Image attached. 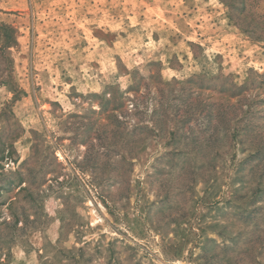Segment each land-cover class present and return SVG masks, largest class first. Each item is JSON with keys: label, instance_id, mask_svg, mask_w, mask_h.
I'll return each instance as SVG.
<instances>
[{"label": "rangeland", "instance_id": "rangeland-1", "mask_svg": "<svg viewBox=\"0 0 264 264\" xmlns=\"http://www.w3.org/2000/svg\"><path fill=\"white\" fill-rule=\"evenodd\" d=\"M0 264H264V0H0Z\"/></svg>", "mask_w": 264, "mask_h": 264}, {"label": "trees", "instance_id": "trees-1", "mask_svg": "<svg viewBox=\"0 0 264 264\" xmlns=\"http://www.w3.org/2000/svg\"><path fill=\"white\" fill-rule=\"evenodd\" d=\"M7 28L10 29V27H7ZM7 28H6V29H7ZM10 30H11V29H10Z\"/></svg>", "mask_w": 264, "mask_h": 264}]
</instances>
